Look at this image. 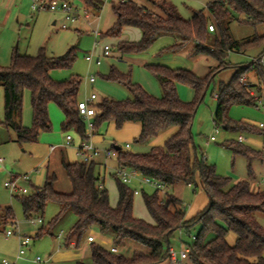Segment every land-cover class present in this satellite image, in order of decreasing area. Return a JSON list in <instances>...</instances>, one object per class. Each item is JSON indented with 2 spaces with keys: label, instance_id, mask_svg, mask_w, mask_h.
Returning a JSON list of instances; mask_svg holds the SVG:
<instances>
[{
  "label": "trees",
  "instance_id": "obj_1",
  "mask_svg": "<svg viewBox=\"0 0 264 264\" xmlns=\"http://www.w3.org/2000/svg\"><path fill=\"white\" fill-rule=\"evenodd\" d=\"M158 10L139 5L134 0L113 4L117 16L107 35H120L125 26L138 27L142 38L138 42L122 41V54L147 51L159 38L171 36L174 42L169 51L188 49L190 57L209 56L217 61L204 77L184 68H172L163 64H148L147 68L157 77L163 96L150 94L132 80L129 73L112 67L104 79L124 85L132 98L116 100L105 97L95 101L93 134L104 124H113L121 129L127 123L140 125L139 142H149L161 133L176 128L162 145H156L146 153L123 150L116 144L111 150L117 153L119 167H127L156 181L165 188L178 184L195 185L208 194V204L195 217L187 219V210L181 199L168 195L173 208L167 206L165 198L157 189L153 194H144V203L154 222L139 218L134 213L135 191L116 177L118 204L112 206L109 191L104 187L97 164L82 160L63 165L72 184L71 192H60L55 188L56 175H48L43 185H32V190L16 198L21 203L27 219L42 217L50 202L59 205V211L48 228L41 227L37 236L51 232L67 213L76 216V222L66 238V245L79 249L93 230L112 238L113 252L100 243H90L93 264H161L170 260V239L180 229L189 231L196 224L200 229L189 244L188 258L193 264H264V226L256 217L264 212V189L253 191L249 179L233 181L216 172L204 156H199L192 133L193 119L206 88L215 75L225 69H235L228 83H220L214 122L227 130L253 131L244 122H232L229 109L234 105L258 106L260 96L253 89L264 90V62L248 66L231 63L233 52L246 53L264 45V34H256L242 41L236 40L230 30L233 21L257 27L264 23V0H210L204 10L194 11L184 18L176 5L168 0H149ZM87 9L100 11L103 0H82ZM213 25L211 31L209 26ZM75 47L58 56H49L41 48L37 55L21 54L13 50L11 63L0 65V84L5 90V124L17 133L19 142L37 141L40 132L51 131L52 121L49 104L55 102L64 113V131L74 129L84 140L87 138V123L78 110L81 98L82 77L73 75L65 80H55L51 71L71 68L76 60ZM264 57V49L256 58ZM250 74L256 81L250 83ZM188 84L195 91L193 101H183L177 83ZM31 95L33 124L26 127L21 122L24 93ZM261 132L264 130L260 128ZM227 147L234 153L250 158L262 153L243 141L229 140ZM118 147V148H116ZM4 224L15 221L12 207L2 211ZM236 234L234 244L227 240L228 233ZM214 236L209 239V236ZM130 248V252L127 249ZM75 264H88L79 260Z\"/></svg>",
  "mask_w": 264,
  "mask_h": 264
},
{
  "label": "rangeland",
  "instance_id": "obj_2",
  "mask_svg": "<svg viewBox=\"0 0 264 264\" xmlns=\"http://www.w3.org/2000/svg\"><path fill=\"white\" fill-rule=\"evenodd\" d=\"M74 6L78 7L81 17L75 22L69 23L65 14L49 10L34 12L30 2H23L19 9H13L11 12L8 8L0 5V65L8 66L11 63L13 50L17 48L21 54L37 55L41 48L49 56H58L66 53L71 47H75L77 57L71 68H62L53 70V78L61 81L70 78L73 75L82 77L81 98L88 97L91 93L98 95L97 101L105 97L116 100H125L132 98L133 95L122 84L110 82L104 79L114 66L121 72L129 73L132 80L140 83L150 94L162 97L163 90L157 77L147 68L148 64H163L172 68H184L191 70L196 75L204 77L208 74L211 67L217 65V61L209 56L190 57L188 49L183 51H169L167 47L171 46L174 38L163 36L159 38L147 51L142 53L122 54L119 50V44L122 41L138 42L142 38L137 33L141 32L138 27L125 26L120 35H107L108 31L114 26L117 16L113 11V4L122 0H103L104 4L100 11L88 9L89 17L84 12L86 8L82 0H68ZM124 1V0H123ZM128 1V0H125ZM139 5L146 6L152 10H158L149 0H134ZM178 7L180 14L184 18H190L194 11L204 10L212 18L206 7L208 1L204 0H170ZM56 21V24L54 22ZM63 23H68L69 28H62ZM97 29L99 36L94 34ZM233 37L242 41L252 38L256 34H264V23L256 28L251 25L239 24L233 21L230 25ZM139 31V32H138ZM142 33V32H141ZM110 45L112 53L110 56L103 55L104 45ZM264 49V45L246 53L233 52L229 59L236 65L248 66L252 59L256 58L258 53ZM93 54L95 57H101V64L89 62L87 55ZM235 69H225L218 72L214 79L210 81L205 90L202 101L197 107L193 124L192 133L197 146L199 156H204L207 162L212 164L216 172L222 176L230 177L233 181H239L250 178L259 183V189H264V133L260 130V123H264V90L257 91L253 89V95L260 96L258 106L254 105H234L229 109L228 118L232 122H244L254 127L253 131L244 130H227L223 127H217L214 122V116L217 108L218 88L220 83H228ZM96 76V82L92 85L87 81L88 75ZM249 81H256L255 75L250 74ZM177 90L183 101L190 102L196 97L195 91L188 84L178 82ZM54 107V110H53ZM50 118L52 121L51 131H42L37 141L19 142L17 133L5 124V90L0 84V264L6 259L10 264H38L35 259L40 256L47 259L49 256L54 259L60 251H82V245L79 249L66 245V238L76 222V216L70 212L67 213L57 224L51 227V232H46L37 236L41 227L48 228L52 220L59 211V205L56 202H50L41 219L42 222L33 223L32 219H27L24 215L21 203L16 196L24 193L20 191L12 192L6 186L14 178L28 175L29 181L21 180L22 187L32 190V185L41 186L44 184L48 175L55 174L56 190L60 192H71L72 184L67 175L63 160L68 162L78 161L80 156L77 154L79 144L82 142L80 135L74 130L64 131L62 123L64 113L57 103L49 104ZM21 122L24 126L30 127L33 124V108L31 104V95L28 90L24 93L23 112ZM110 128L107 134L101 137L100 141L94 139L95 145L100 149V155L96 157L97 170L101 173L102 178L105 176V187L109 191L110 203L112 206L118 204V189L116 177L120 178L117 173V159L115 156H106V151L111 150L115 141L123 150L135 153H146L151 150V141L139 142L136 135H128L122 132L120 136L114 133L119 129ZM112 130V132H111ZM121 131V129H120ZM113 133V134H112ZM71 135L72 144H67L66 137ZM162 135V134H161ZM160 135V136H161ZM122 136V137H121ZM157 137V139H161ZM97 137V135L95 136ZM94 137V138H95ZM214 137V140L211 138ZM243 137L245 145L261 151L258 157L250 158L248 156L234 153L227 147L229 140H239ZM115 141H114V139ZM99 139V138H98ZM106 170V171H105ZM128 185L137 194H134V213L137 217L148 222H154L144 203V194H153L157 188L145 181V176L137 172L130 180ZM253 191H257L252 187ZM160 194L165 198L167 206L173 208L168 200V195L173 194L183 202L187 210V219L195 217L208 204V194L200 186L178 184L165 191L160 190ZM6 207H12L15 212V221L3 223L2 211ZM258 222L264 226V212H257ZM200 225L196 224L189 231L185 229L178 230L170 239L171 247L180 254V251L186 245L193 242V236L197 234ZM7 230L15 233L7 235ZM96 235L95 231L90 232ZM19 235L29 236L32 239L31 245L26 247V253L18 258L20 251ZM214 235L211 234L209 239ZM227 240L234 244L236 234L232 231L228 233ZM98 242L103 246H109V242ZM131 246L126 253L130 252ZM86 255L82 256L83 261L93 264L89 249ZM73 261H53L50 264H75ZM161 264H193L189 258L184 259L181 263L174 262L171 258Z\"/></svg>",
  "mask_w": 264,
  "mask_h": 264
},
{
  "label": "built area",
  "instance_id": "obj_3",
  "mask_svg": "<svg viewBox=\"0 0 264 264\" xmlns=\"http://www.w3.org/2000/svg\"><path fill=\"white\" fill-rule=\"evenodd\" d=\"M31 8L34 12H39V11H44V10H49L51 12H64L67 17V21L69 23H72L76 21L78 18L81 17V13L78 9V7L74 6L70 1L68 0H31ZM85 16L88 18L89 17V11L87 8L84 9ZM63 28H68V23L63 24ZM209 29L211 31L214 30V26L210 25ZM94 34L96 36H99L100 33L97 29L94 30ZM112 53V48L110 45L106 44L103 47V55L109 56ZM87 61L89 62H95L97 65L101 64V57H95L93 54L87 55L86 56ZM255 63H263L264 62V57L263 58H254L252 59ZM88 79L91 83L96 82V76L93 74H90L88 76ZM217 97V95H216ZM98 95L96 93H91L88 97L86 98H80L78 101V110L79 113L82 117L86 119L87 123V138L82 140V142L79 144V147L77 149V153L80 156V159L83 162L86 163H91L95 160V158L100 154V149L95 146L94 142L92 141L93 137V132H94V124L92 121V117L95 115V107H94V102L97 100ZM260 127L264 130V123H260ZM214 140V137L211 138ZM241 141H244L245 139L243 137H240ZM67 144H72L73 138L71 135H67L66 137ZM106 155L108 157L111 156H117V153L114 150H108L106 152ZM117 173L120 175V178L123 182L129 183L130 180L137 174V171L133 169H129L127 167H118ZM21 180H26L29 181L30 177L28 175H22L19 177L14 178L11 182H7L6 186L11 189L12 192L20 191L22 193H28L29 189L26 187H22L19 183ZM145 181L154 185L157 189H161L162 191H165V187L161 184H159L156 181L150 180L149 178L145 177ZM139 191L135 190V194H137ZM33 223L37 222H42L41 219L36 220L32 219L31 220ZM181 230V229H180ZM15 232L12 230H7V235L11 236ZM20 238V251L18 254V258H21L25 253H26V247H29L31 245L32 239L29 236L23 237V235H19ZM195 236H193V239ZM86 240L88 242H94L95 241V236L90 234ZM111 250L113 252H117L116 247H111ZM190 253V246L186 245L183 247L180 251V254H178L174 248H170V258L174 262L181 263L184 259L188 258ZM35 261L38 264H46L47 259H43L42 257L38 256ZM3 264H10V262L6 259L3 260Z\"/></svg>",
  "mask_w": 264,
  "mask_h": 264
},
{
  "label": "crops",
  "instance_id": "obj_4",
  "mask_svg": "<svg viewBox=\"0 0 264 264\" xmlns=\"http://www.w3.org/2000/svg\"><path fill=\"white\" fill-rule=\"evenodd\" d=\"M28 1L30 2V0H0V5L1 6H4L5 5V7L6 8H8L9 9V11L11 12L13 9H19V6H20V4L21 3H23V2H27L28 3ZM168 1H170V0H168ZM209 2L210 0H204V2L206 3V2ZM120 2V1H119ZM152 3V2H151ZM153 4V3H152ZM154 5V4H153ZM143 6V5H142ZM62 13H64V12H62ZM65 14V13H64ZM65 17H66V14H65ZM66 19H67V17H66ZM75 22V21H74ZM73 23V22H72ZM54 24H56V21L54 22ZM64 24V23H63ZM63 24H62V28H63ZM68 26H69V24H68ZM69 28V27H68ZM68 28H65V29H68ZM139 32V31H138ZM141 32H139V33H137V38L139 37V36H141ZM110 56V55H109ZM51 75H52V77H53V71H51ZM89 76V75H88ZM87 81H88V83L89 84H94V83H91L90 81H89V79L87 78ZM81 88H82V86H81ZM53 110H54V107H53ZM49 113H50V111H49ZM64 118H65V116H64ZM112 127H115L113 124H104L101 128H100V130L98 131V133L97 134H94L93 135V137H92V140L94 141V139L96 140V141H100L101 140V137L104 135V134H107L108 132H109V130H110V128H112ZM116 128V127H115ZM115 128L114 129H112V130H115ZM140 129H141V127H140V125L139 124H137V123H127V124H125V126L123 127V128H121V131H120V129H119V131H117L116 133H114L116 136H120L121 134H122V132H125V133H128V135H136V134H138L139 133V131H140ZM112 130H111V132H112ZM116 130H117V128H116ZM177 129L176 128H171V129H169V130H167V131H165V132H163V133H161L159 136H160V138L161 139H157V138H155V139H153L152 141H151V144H150V146H151V148L153 147V146H156V145H162L164 142H165V140L168 138V137H170L175 131H176ZM113 134V133H112ZM97 135V137H95ZM158 136V137H159ZM95 137V138H94ZM122 137V136H121ZM99 138V139H98ZM114 139V138H113ZM114 141H115V139H114ZM95 144V143H94ZM114 144H116L117 145V142L115 141V143ZM96 146V145H95ZM117 146H119V145H117ZM97 147V146H96ZM120 147V146H119ZM108 151V150H107ZM106 151V152H107ZM128 151V150H127ZM131 151V150H130ZM78 154V153H77ZM100 155V154H99ZM98 155V156H99ZM107 156V155H106ZM116 157V159H117V156H115ZM107 158H108V156H107ZM96 159V158H95ZM79 160H81L80 158H79ZM94 162L97 164V161L96 160H94ZM117 167H119V164H118V160H117ZM106 171V170H105ZM102 176V175H101ZM249 180H250V182H251V184H252V187L253 188H255L256 190H258L260 187V185H259V183L257 182H254V185H253V183H252V181H251V179L250 178H248ZM102 180H103V182L105 183V176H103V178H102ZM104 187H105V185H104ZM95 231V241L96 242H98V240L100 239V241L102 240V241H105V242H109L110 243V245L109 246H105V247H107V248H110L111 246H112V238L111 237H109V236H106V235H103V234H101L98 230H93V232ZM90 243L91 242H88L86 239L83 241V243H82V251H71V250H66V251H60L57 255H55V257H54V259H52V257L51 256H49L48 258H47V262H46V264H50V263H52L54 260L55 261H63V262H68V261H73V260H75V259H77V261H79V260H83V259H80V258H82V256H84V255H86V253L87 252H85L86 250H88L89 249V254H90ZM99 243V242H98ZM101 243V242H100ZM3 264V263H2Z\"/></svg>",
  "mask_w": 264,
  "mask_h": 264
},
{
  "label": "water",
  "instance_id": "obj_5",
  "mask_svg": "<svg viewBox=\"0 0 264 264\" xmlns=\"http://www.w3.org/2000/svg\"><path fill=\"white\" fill-rule=\"evenodd\" d=\"M116 148H118V147H116Z\"/></svg>",
  "mask_w": 264,
  "mask_h": 264
}]
</instances>
